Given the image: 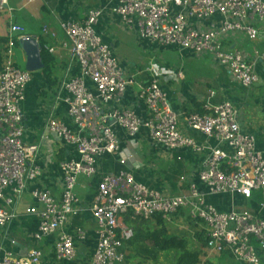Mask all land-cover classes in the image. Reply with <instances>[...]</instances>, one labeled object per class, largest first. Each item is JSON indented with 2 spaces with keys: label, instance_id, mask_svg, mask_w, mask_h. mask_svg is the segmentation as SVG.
Segmentation results:
<instances>
[{
  "label": "built area",
  "instance_id": "1",
  "mask_svg": "<svg viewBox=\"0 0 264 264\" xmlns=\"http://www.w3.org/2000/svg\"><path fill=\"white\" fill-rule=\"evenodd\" d=\"M9 0H0V16ZM110 11L137 34L153 44L176 48L197 56H210L227 71L230 82L251 90L259 84L258 65H264V0H111ZM104 10L93 8L84 21L61 23L65 41L60 49L69 59L59 82L53 113L46 128L77 157L59 163L64 186L58 199L51 190L37 186L30 194L38 203L37 242L56 236L55 257L71 261L76 257V237L66 225L82 210L76 189L79 178L97 174L99 158L114 155L121 148V129L128 139L145 129L150 140L168 150H192L203 156L197 181L178 194H165L143 182L130 170L108 174L97 186L92 204L97 244L89 264H121L127 243L133 237L124 218L166 221L186 212L190 220L202 223L207 248L230 253L239 263L262 264L255 242L264 249V219L249 211H222L211 204L212 196L235 194L251 198L264 190V154L257 136L240 122V110L230 99L205 104L202 112H191L184 120L173 108L169 92L162 86L154 63L142 71V81L128 77L113 48L97 30ZM0 65V230L17 217L16 204L29 186L42 175L36 164L41 146L25 140L22 103L31 72L19 68L14 58L16 39L34 38L26 28L10 19L9 36ZM245 38L261 41L263 49L226 48L225 41ZM51 54L56 47L47 45ZM177 51V52H178ZM184 71H175L177 80ZM137 87V101L145 114L119 104L129 86ZM210 98L216 91L210 90ZM65 107L73 126L58 120L56 111ZM181 123L206 140L204 145L183 132ZM11 191V195L7 194ZM84 239L85 234L78 236ZM43 250L36 246L23 257L4 253L0 264H42ZM203 264V263H201Z\"/></svg>",
  "mask_w": 264,
  "mask_h": 264
},
{
  "label": "crops",
  "instance_id": "2",
  "mask_svg": "<svg viewBox=\"0 0 264 264\" xmlns=\"http://www.w3.org/2000/svg\"><path fill=\"white\" fill-rule=\"evenodd\" d=\"M112 4L111 0H9L8 10L0 16L1 53L6 48V41L9 38L10 19L24 26L27 33L34 37L41 45L42 41H44V45L57 48L56 53L53 54L56 56L54 71L56 83H50L46 79L43 74V69L33 72L34 75L31 72L32 79L26 88V100L22 103L25 114V140L28 143L38 142L41 146L35 162L43 170V175L29 186L28 191L17 202V217L3 231L0 230V257L8 252L14 257L23 258L32 248L39 246L44 254L42 264H89L97 244V227L92 214V204L97 192L98 183L105 176L117 173L120 170H130L135 174L137 179L146 182L143 180L142 175L134 169V165L136 163L147 162L149 163L147 165L149 169L148 173H151L154 167L152 165L159 164L158 162L161 160L169 164V169L161 179L163 182L161 183L157 176H155L151 182L146 183L158 188L165 194H178L187 190L190 183L198 180L199 170L204 159L201 154L194 153L189 149L172 151L152 142L145 129L134 139H128L123 135L124 131L117 129L122 141L120 150L114 155H105L99 158L97 164L98 171L94 177L88 178L81 176L79 178L76 192L81 199L80 208L82 211L77 216L71 218L66 225L67 230L76 237V257L71 261L65 262L56 259L54 253L56 236L49 237L42 242H37L34 239V234L39 226L37 212L40 210V207L32 198L30 192L34 187L41 186L51 190L59 199L64 186L59 163L67 158L77 157V153L73 148L66 146L55 134H52L46 128L48 118L54 110L59 82L64 78L69 62L66 52L60 49L62 43L65 41L61 23L84 21L91 9H103L104 16L97 30L105 42L113 48L119 59L120 55H118L116 49L122 50L127 45L134 43L144 46L146 50L152 51L157 48L163 52H168V58H164V61L153 56L150 62L143 64L131 63L130 61L122 62L121 59L120 62L128 77L136 78L137 81L145 79L146 75L142 72L145 66L154 63L160 70L162 86L169 92L172 106L181 115L182 120L191 112H202V107L207 103L216 104L226 99L232 100L239 110H241V101L236 97V94L241 93L242 95L241 89L243 88L231 83L230 79L228 82H220V73H227L226 70L216 64L210 65L211 68H207L201 64V60H198V58H201L200 56L189 52H179L176 48L172 47H162L140 38L136 32V26H128L119 16L111 13L110 7ZM15 43L14 58L16 64H19L20 60L26 66V53L20 41L16 39ZM224 44L226 48L252 50L256 47L263 49L261 41H249L242 37L229 39ZM17 50L19 51V55L16 53ZM192 63L193 65H191ZM186 67L193 68L196 74L189 77ZM177 70L184 71L185 75L183 79L177 80L175 76V71ZM258 71L260 75L258 85H260L264 82V65L262 63L258 65ZM36 72L37 74H35ZM198 72L203 73L197 74ZM225 76L227 77L228 74ZM210 90H215L217 93L214 99H211L209 96L208 92ZM136 92L137 87L130 85L125 98L119 104L110 105V108L114 106L131 108L137 113L145 114L143 104L137 101ZM255 100L263 102L264 113V91ZM240 114L242 126L255 133L257 136L258 150L264 154V122L263 124L257 123L253 128L243 120L242 111ZM56 117L69 126H73V122L68 117L65 107H61L56 111ZM181 128L183 132L194 136L204 145H208L209 143L214 145L213 142L206 140L200 134L189 130L184 123H181ZM176 152H181L182 161L187 172L180 177V181L177 183V189L172 186L170 177V172H173L176 166ZM7 194L11 195L12 193L11 191H7ZM208 201L222 211H249L264 219V190L255 191L251 198H244L235 194H224L209 197ZM3 204L0 200V206H3ZM125 219L126 217L124 221ZM173 219L179 225L184 221L186 222L183 225L185 223H192L191 228L193 227L196 230V237L198 233H205L203 224L201 222L196 223L191 221L186 212L175 215ZM150 222L155 223V220ZM82 233L85 234L84 239L78 237ZM254 244L261 257V263L264 264V249L258 243L255 242ZM205 250L214 253L215 261H212L214 264H243L237 262L230 254L212 252L207 247ZM139 259H135L134 262L140 261Z\"/></svg>",
  "mask_w": 264,
  "mask_h": 264
},
{
  "label": "trees",
  "instance_id": "3",
  "mask_svg": "<svg viewBox=\"0 0 264 264\" xmlns=\"http://www.w3.org/2000/svg\"><path fill=\"white\" fill-rule=\"evenodd\" d=\"M42 60L44 76L50 83H56L54 78L56 56L47 50L44 41H42ZM1 62L2 53L0 52V65ZM186 70L189 77L196 74L193 68L186 67ZM202 73L198 72L197 74ZM225 73H220V82H228L229 78L225 76L227 75ZM175 161L176 166L173 172H170V177L172 186L177 189L180 177L186 172L181 152L175 153ZM125 221L133 229L134 235L127 243V256L121 264H146L148 262L151 264H213L211 260L202 261V248L207 247V239L202 232L197 235L202 244V248L198 249L193 246L191 238L169 234L167 222L161 216L156 218L155 223L144 219H133L132 217H127ZM225 254L229 255L230 253ZM138 258L142 259L134 262Z\"/></svg>",
  "mask_w": 264,
  "mask_h": 264
},
{
  "label": "rangeland",
  "instance_id": "4",
  "mask_svg": "<svg viewBox=\"0 0 264 264\" xmlns=\"http://www.w3.org/2000/svg\"><path fill=\"white\" fill-rule=\"evenodd\" d=\"M116 50H117L118 55H120V59L122 62L130 61L131 63L143 64L146 62H150L153 56H156V58H159L160 60L162 59L163 61H164V58L166 59L168 58V52H163L161 49H157V48L153 49L152 51L146 50L144 46L137 45L136 43L129 44L122 50L120 49H116ZM16 53L17 55H19L18 50L16 51ZM198 60H201V64L205 65L207 68L208 67L211 68L210 65H215L213 59L209 56L204 57V58L203 57L198 58ZM17 65L19 66V68L23 70L26 69L25 64L21 63L20 60H19V64ZM35 74H37V72ZM32 75H34L33 72H32ZM250 91L252 92L250 93ZM263 91H264V82H262L258 86L253 87V89L251 90L241 89L242 95L241 93L236 94V97H238L241 101L240 112L242 111V118L244 121H246L249 124L250 127H253V128H254V125H257V123L263 124L264 122V113H263V106H262L263 102H259L255 100L256 98H259V96H261ZM158 163L159 164L152 165V167L153 166L154 167L151 173H148L149 169L147 168V165L149 163L147 162L136 163L134 165V169L140 175H142V178L144 181L151 182L153 178L157 176L158 180H160L162 183L163 181L161 179L162 177H164L165 172L169 169V164H166V162L161 161V160ZM174 221L176 220L173 219L172 221L171 220L167 221V227H168L169 234H175L180 237H183V236L189 237L191 238L193 246L195 248H198V249L202 248L201 242L196 237V234H197L196 230L193 227L191 228L192 223L190 224L185 223L183 225V223L186 222L184 221L182 224L179 225L178 223ZM205 249L206 248H202L203 250L202 261L204 262L207 260H211L214 262L215 261L214 253L207 252ZM141 259L142 258H140L139 260ZM146 264H151V262H148Z\"/></svg>",
  "mask_w": 264,
  "mask_h": 264
},
{
  "label": "water",
  "instance_id": "5",
  "mask_svg": "<svg viewBox=\"0 0 264 264\" xmlns=\"http://www.w3.org/2000/svg\"><path fill=\"white\" fill-rule=\"evenodd\" d=\"M21 45L26 53V70L35 72L44 68L42 60V45L34 38L22 41Z\"/></svg>",
  "mask_w": 264,
  "mask_h": 264
}]
</instances>
